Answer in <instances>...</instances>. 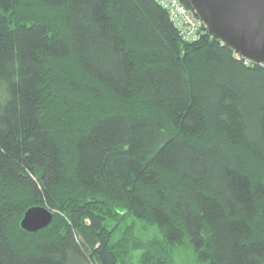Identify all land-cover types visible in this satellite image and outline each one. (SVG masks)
<instances>
[{"label":"trees","instance_id":"obj_1","mask_svg":"<svg viewBox=\"0 0 264 264\" xmlns=\"http://www.w3.org/2000/svg\"><path fill=\"white\" fill-rule=\"evenodd\" d=\"M32 206L52 221L27 231ZM182 246L264 264V64L182 39L156 0H0V264Z\"/></svg>","mask_w":264,"mask_h":264},{"label":"water","instance_id":"obj_2","mask_svg":"<svg viewBox=\"0 0 264 264\" xmlns=\"http://www.w3.org/2000/svg\"><path fill=\"white\" fill-rule=\"evenodd\" d=\"M206 30L252 62L264 64V0H187ZM52 219L44 206L26 209L20 225L36 231Z\"/></svg>","mask_w":264,"mask_h":264},{"label":"built area","instance_id":"obj_3","mask_svg":"<svg viewBox=\"0 0 264 264\" xmlns=\"http://www.w3.org/2000/svg\"><path fill=\"white\" fill-rule=\"evenodd\" d=\"M168 13V16L178 29L182 39L196 40L204 30L205 24L193 14L180 0H156ZM249 61L246 59V62Z\"/></svg>","mask_w":264,"mask_h":264},{"label":"rangeland","instance_id":"obj_4","mask_svg":"<svg viewBox=\"0 0 264 264\" xmlns=\"http://www.w3.org/2000/svg\"><path fill=\"white\" fill-rule=\"evenodd\" d=\"M203 33V31L200 33V35ZM199 35V36H200ZM131 220V219H129ZM134 220V219H133ZM135 221V232L142 238L147 239L153 236H159L160 233L155 225H147L141 220H134ZM130 222V221H129ZM108 225H111V222H107ZM118 235V232L115 234V236ZM138 251L135 250V256L132 258V263H136ZM174 264H198L192 254V251L189 247H178L174 249Z\"/></svg>","mask_w":264,"mask_h":264},{"label":"bare ground","instance_id":"obj_5","mask_svg":"<svg viewBox=\"0 0 264 264\" xmlns=\"http://www.w3.org/2000/svg\"><path fill=\"white\" fill-rule=\"evenodd\" d=\"M192 10V9H191ZM192 12L194 13V15L197 17V14L192 10ZM205 28H206V26H205ZM240 55V54H239ZM242 56V55H241ZM245 58V57H244ZM247 59V58H246ZM249 60V59H248ZM250 61V60H249ZM24 215V214H23ZM51 221H52V219H51Z\"/></svg>","mask_w":264,"mask_h":264}]
</instances>
